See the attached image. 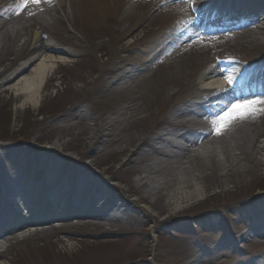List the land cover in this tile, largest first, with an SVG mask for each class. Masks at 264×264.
Listing matches in <instances>:
<instances>
[{"label":"rangeland","instance_id":"1","mask_svg":"<svg viewBox=\"0 0 264 264\" xmlns=\"http://www.w3.org/2000/svg\"><path fill=\"white\" fill-rule=\"evenodd\" d=\"M165 1L55 0L42 2L47 12L28 22H39L45 29L32 33L39 30L72 55L58 64L36 108L22 107L0 78V183L25 185L43 219L64 221L0 240L1 264H253L264 256V233L251 232L264 211V115L219 136L211 121L226 111L169 121L190 106L208 107L199 77L209 68L232 80L263 60L264 29L201 36L162 60L168 52L160 51L180 31L174 24L207 7L205 0H186L168 11ZM26 40L0 37V75L14 59L33 55L34 42L22 48ZM163 132L189 139L211 132L207 144L215 141L212 149L187 154L185 185L190 191L199 185L202 196L184 199L177 213L174 195L182 183L173 179L182 163L160 162L178 152L168 137L159 140ZM150 165L157 173L151 170L137 189L140 170ZM93 182L121 198L119 219L113 212L99 221L73 217L79 210L69 206L75 195L67 190ZM149 186L159 189L140 211L132 203Z\"/></svg>","mask_w":264,"mask_h":264},{"label":"bare ground","instance_id":"2","mask_svg":"<svg viewBox=\"0 0 264 264\" xmlns=\"http://www.w3.org/2000/svg\"><path fill=\"white\" fill-rule=\"evenodd\" d=\"M55 0H52L51 5ZM61 0H56V2L61 3ZM27 2V0H25ZM44 0H41V4L39 7L35 5L28 4L27 7H24L21 3V0H0V37L8 38L11 34L16 38H24L27 40L22 45V48L27 44L34 42V49L32 52V56L28 58H21V60L14 59V62H11L9 66H7L0 75V78H3L2 85L6 89L11 90L18 98H22L21 106L22 107H32L36 108L41 103L43 98L44 90L46 88L47 83L51 75L55 73L57 69H59L58 64L64 63L66 60L70 59L72 55L68 51L59 50L53 47L51 42L44 37V35L38 30L37 32L32 33V29H45L42 27L39 22L34 23L32 26H28V22L32 20L33 17L40 16L42 11L44 13L47 12L46 8L42 4ZM249 3V4H248ZM186 4V0H172L167 3H161L162 6H165V9L168 11L173 9H178ZM258 8L261 11H264V0H215L212 5L205 9L194 10L193 14L195 18H200L198 24L194 25V29L188 28V33L193 35L192 42L194 39L198 38L197 31L200 27H204L205 23L215 22L221 18L222 12L226 10L225 18L223 19V23H227L230 19H237L236 13L238 14H246V12H250V8ZM230 8V12L229 9ZM43 16V15H42ZM42 17H40L41 19ZM249 22L245 28H243V33H249L250 31L257 29H264V17L256 19L249 18ZM38 21V20H37ZM241 32H238V34ZM237 34V33H236ZM183 35V33H182ZM214 35L209 34V37H213ZM186 40H184V43ZM191 42L189 40L187 43ZM19 60V61H18ZM18 62H21L18 64ZM132 71L127 74L132 75ZM200 81L204 85V89L202 90V94L208 96V100L206 104L208 107H204V105L192 106L190 109L192 113L199 112L202 113L206 111L207 114L212 113L213 111H219L217 107H222L224 101L230 100L235 96L236 92H243L244 86L246 84H254V89L263 91L259 86L264 85V68L260 69L249 79L244 80L237 89H233L232 91H224L226 89L227 79L225 77H221L214 73L213 68H209L206 70L201 76ZM256 83V84H255ZM264 99V92L258 94V96H254L251 100H261ZM209 108V109H208ZM221 111V110H220ZM189 112V111H188ZM186 115L185 112H180L177 114L178 117ZM203 115H199L202 118ZM50 119V118H46ZM202 137H198L194 135L192 139L186 137V135H172L170 132H163L159 136V140H162L165 137H168L166 140L169 145L178 152L167 153L162 155V159L160 162H166L168 164H173V160H181L180 164L182 167H175L178 171L175 175H177L173 181L177 180L181 182L178 187L177 193L174 195V210L175 212H180L184 199H191L193 196L200 197L202 196V190L199 185L195 186V189L190 191L185 185V178L182 176L183 172L186 170L185 161L189 158L187 154L191 152L193 146L202 145L201 148L212 149V145L215 141H211L210 144H207L208 138L211 136L207 132L201 133ZM180 139L183 142V146L177 145L175 140ZM231 154L233 149L230 148L228 150ZM220 153H223V149L220 150ZM242 155V153L240 154ZM134 155L130 158V163L132 164L134 161ZM238 159H242L240 156ZM187 163V162H186ZM151 170L154 173H157L156 169L153 165L147 166L144 169L140 170L139 178L136 180V188L140 189L145 186V180L151 175ZM186 172V171H185ZM87 183V182H86ZM80 183L79 187L75 188L71 192L74 194L73 203L69 206L71 208L78 207L79 212L75 214V216L80 219H93L96 221L102 220L107 216L108 212H113L112 219H119L120 213L119 208L121 205V198L114 193H111V190L107 188L105 184L102 183ZM161 187V186H159ZM25 185L21 183H16V185H1L0 183V239L9 235L8 225L11 228L17 229L21 231L30 230L35 223H44L47 224L48 220H44L38 211H35L32 206H30V201L28 197L23 193ZM63 186H60L58 191H60ZM88 188V190H87ZM158 187L149 186L144 192H141L140 196H137L135 201H133V205L136 206L140 211H142L141 203L153 195L158 191ZM83 192L85 196L83 199H80V196L77 193ZM132 194L129 192V195ZM59 196V192H56L53 195L54 198ZM128 197L126 196L124 200L127 202ZM10 200V201H9ZM13 200L15 203H13ZM17 200V201H16ZM120 200V201H119ZM14 204H20V208L22 212L19 214L17 210L15 211ZM108 207L107 210L104 208ZM70 209V208H69ZM74 216V217H75ZM257 217H260L262 220L258 221L257 224L252 226L251 232L258 234L264 230V211H259L256 214ZM231 242V241H230ZM239 247V246H238ZM227 248V245H226ZM253 264L259 263L264 264V256L259 257L256 262H252ZM1 264V263H0Z\"/></svg>","mask_w":264,"mask_h":264},{"label":"snow or ice","instance_id":"3","mask_svg":"<svg viewBox=\"0 0 264 264\" xmlns=\"http://www.w3.org/2000/svg\"><path fill=\"white\" fill-rule=\"evenodd\" d=\"M44 2L51 3L52 0H44ZM21 3L24 7H27L28 4L39 7L41 0H27V2L21 0ZM230 81L231 78H229ZM261 115H264V99L234 104L219 118L211 121V123L215 128V134L219 136L227 131L234 123L253 120Z\"/></svg>","mask_w":264,"mask_h":264},{"label":"trees","instance_id":"4","mask_svg":"<svg viewBox=\"0 0 264 264\" xmlns=\"http://www.w3.org/2000/svg\"><path fill=\"white\" fill-rule=\"evenodd\" d=\"M44 116V119L43 120H47L46 118H51L52 116L50 115H43Z\"/></svg>","mask_w":264,"mask_h":264}]
</instances>
